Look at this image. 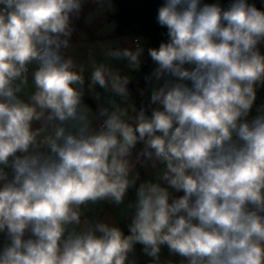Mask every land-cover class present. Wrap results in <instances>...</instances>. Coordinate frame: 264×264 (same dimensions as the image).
<instances>
[{"label":"clouds","instance_id":"clouds-1","mask_svg":"<svg viewBox=\"0 0 264 264\" xmlns=\"http://www.w3.org/2000/svg\"><path fill=\"white\" fill-rule=\"evenodd\" d=\"M84 3L0 0V264H129L136 244L151 264L162 246L181 264H264V111L248 119L264 86V10L164 0L149 115L129 102V76L95 60L88 91L114 95L95 112L84 103L85 66L67 54ZM134 45L105 55L139 70ZM137 163L163 168L137 187ZM130 188L129 234L82 221L83 207L122 204Z\"/></svg>","mask_w":264,"mask_h":264},{"label":"crops","instance_id":"crops-1","mask_svg":"<svg viewBox=\"0 0 264 264\" xmlns=\"http://www.w3.org/2000/svg\"><path fill=\"white\" fill-rule=\"evenodd\" d=\"M112 10H106L102 13L98 12L97 4L95 0H85L83 10L78 19H74V33L71 38V47L67 50V54L74 57L77 65L85 66V94L83 101L95 112L97 106H107L108 101L113 98L112 93L105 92L98 86L96 92L100 93V99L97 100L95 93L89 92L87 89V83L90 79L92 65L91 61L95 60L97 63H106L115 70L120 71L122 75H128L130 83L128 89L130 92V103L135 104L137 109L145 107L147 114H151V109L155 105L150 104V91L155 82L149 83L145 77L150 75L155 65L151 61V58L147 54V49L150 47L146 39H141V42L145 48L144 55L142 57V65L139 70H131L126 61L113 60L105 55L109 48H134L135 37L132 34H118L117 33V21L115 14L118 10L117 4L112 0ZM260 51L262 46L260 45ZM35 65L30 66L29 71V86L21 93V98L25 101L28 100L29 95L34 91V87L31 82V71L34 70ZM119 102L120 98L115 97ZM261 111H264V86L258 87L257 96L248 119L251 120ZM101 121L94 122V127L98 126ZM34 127H39V124H34ZM143 148V145L138 144L134 150L133 160H135V154ZM163 165L157 164L155 168L148 164L146 167H141L139 163L136 164L134 171L140 173V180L137 181V187L140 182L144 180H151L155 182L159 171H161ZM10 171V170H9ZM135 188H130L126 194L124 202L122 204H115L110 200L97 201L96 203H89L82 208V221L85 219L90 224L97 222H104L112 226H118L125 235L129 234V224L131 223L132 216L134 214V208L129 207L130 204L135 202ZM173 196L182 195L177 193L173 189H169ZM142 245L136 244L135 249L129 254V264H151V258L146 256L142 251ZM2 249V247H0ZM182 258L169 253L166 246H162L160 254V264H181Z\"/></svg>","mask_w":264,"mask_h":264},{"label":"trees","instance_id":"trees-1","mask_svg":"<svg viewBox=\"0 0 264 264\" xmlns=\"http://www.w3.org/2000/svg\"><path fill=\"white\" fill-rule=\"evenodd\" d=\"M118 10L115 14L118 34H132L134 37L146 39L150 47H158L167 40L166 28L158 25L156 17L158 8L164 0H114ZM230 0H202V3H219L226 7ZM264 10V0H249ZM262 54H264V44ZM149 264V263H141Z\"/></svg>","mask_w":264,"mask_h":264},{"label":"built area","instance_id":"built-area-1","mask_svg":"<svg viewBox=\"0 0 264 264\" xmlns=\"http://www.w3.org/2000/svg\"><path fill=\"white\" fill-rule=\"evenodd\" d=\"M137 38H139V37H135V40ZM140 144L143 145L142 143H140ZM6 242H7L6 235L4 233H0V247H3Z\"/></svg>","mask_w":264,"mask_h":264}]
</instances>
